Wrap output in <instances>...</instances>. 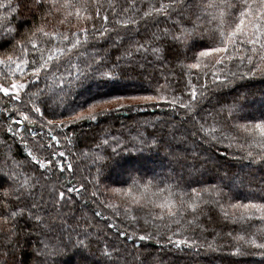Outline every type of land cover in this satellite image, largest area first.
<instances>
[{"label": "trees", "instance_id": "obj_1", "mask_svg": "<svg viewBox=\"0 0 264 264\" xmlns=\"http://www.w3.org/2000/svg\"><path fill=\"white\" fill-rule=\"evenodd\" d=\"M0 2L7 3L9 0H0ZM109 2L110 0H100L102 9H107ZM190 2L193 4V9L190 13H184L183 23V26L188 28L192 26V20L198 14L195 5L199 0H190ZM11 3L16 6L19 0H11ZM59 3H63V0H58V6ZM115 3L119 5L120 10L129 6L127 0H115ZM136 4L138 8L146 9L148 0L143 4L140 0H136ZM43 11L36 8L35 0H24V5H21L16 13L0 9V15L7 16L3 28L11 27L15 30L14 34L5 35L0 29V58L8 54H13L14 57L18 55L13 52L12 45L16 41L26 39V30L30 31L34 25L39 26L43 23L45 30H59L69 35L78 31L80 27H90V24L78 21L75 15L61 24L64 9H61V13H53L42 20ZM72 11L74 12V9ZM90 11L95 16V8L92 7ZM104 14L102 11L101 18L94 19L93 23L98 28L112 27L111 11L107 13L109 17L107 25L103 24ZM178 20L180 17L175 15L170 20L164 17L158 20L149 18L140 23V35L133 36L132 39L143 40L156 32L157 28L160 30L169 28L178 34L182 27L181 23H174ZM208 27H210L208 24H202L197 34L188 41L189 44H197L199 47L188 48L182 42L173 41L168 37L164 45L165 55L162 62L154 61L151 55L144 60H141L139 55L136 57L144 63L143 68L138 64L129 66L127 61H121L125 69L122 78L119 74L115 80L91 76L83 80L78 87L68 90L66 83L60 84L59 76L63 73L67 80L68 71L75 73L76 69L70 68L67 59L63 58L55 62L58 68H52L47 79L42 71L41 78L32 81L35 86L27 87L22 92L21 100L13 101L10 96L0 93V172L8 173L15 168L16 171L29 176L39 177L41 184L50 186L55 183L57 188L61 185L65 189L74 186L79 188L80 183L85 184V190L80 194H70L71 199L64 201L59 208V212L64 215L66 225L59 219H53L58 209L52 205L47 188L44 189V200L47 204L42 203L45 209L41 213L43 224L32 219H18L15 226L16 235L9 242V236L12 235L9 229L13 225L11 221L6 223L0 220V264H86L82 262L86 259L87 264H106V260L112 259L104 255L105 246L108 244L120 249L125 264H264L262 250L237 239L240 235L250 237L260 225V221L254 219L250 222H241L231 218L232 213L236 211L231 208V204L237 201L247 203L252 200L256 203H264L262 199L264 164H254L244 159L245 149L238 145L247 144L250 138L231 127L234 124H244L247 121L254 123L257 119H264V116H261V113H264V75L241 76L238 73L230 85L212 88L200 101L199 112L195 119L200 123H204L207 119L206 126H213V118L209 117L208 113L217 112L222 105H232L236 102L243 106L232 119L225 120L228 115L226 111L217 117L222 122V126L235 137L233 140L225 138L216 143L205 142L193 117L186 115V111L180 108L179 103L176 106L171 104L172 95H178L181 102L190 98V91L187 88L189 79L193 84H203L205 79L203 71L211 73L210 68L202 71L189 69L186 66L194 62V54L202 47L215 46L214 42L209 41L207 34H202ZM80 35L83 37L82 33ZM128 41L129 38L126 36L122 48L109 49V44L104 41L95 42V47L101 57L105 56V49H108L111 59L115 60L123 48L128 46ZM61 46L55 41L46 44L48 48ZM79 52L84 55L73 53L72 64H79L80 68L84 69L86 63L96 62L91 47H88L87 52L84 48L79 49ZM32 58L38 59V55L33 53L29 56L30 60ZM204 63L209 64L214 61L206 58ZM26 68L31 71L30 66ZM231 68L232 71H236L235 64L231 65ZM119 72L120 69H117V73ZM165 78L170 82L174 81L170 83L173 89L171 93L161 90L162 94L169 97L167 100L131 103L136 107L106 112L103 116H98L95 121L85 119L65 128L53 130V135L60 139L59 145L52 142L54 149L66 153L64 158L57 157V159H61V162H71L75 169L73 174L68 171L60 173L58 168L50 172L40 169L27 156L28 148L25 146V141L35 151L33 145L37 139L32 137L29 129L42 134L41 143L47 145L50 141L47 129L43 127L44 120H38L34 124H29L26 120L22 123H12L13 117L16 120L22 119L19 111H24L30 118H34V114L30 111L31 105L27 102V94L35 92L37 87L44 89L45 94L50 97L48 100L50 108H55V114L51 110H45V118L55 121L66 120L73 110L86 109L87 103L84 101L92 103L94 100L110 99L113 95H155L157 84H164ZM207 79L211 80L210 74ZM46 84L51 86V92L45 88ZM60 89L67 92L62 101L58 99L62 95ZM10 124L12 132L7 131ZM215 126L220 127V125ZM194 132L196 135H193ZM141 133L144 134L143 137L140 136ZM149 133L157 139V144L152 143L153 136H149ZM66 135H73L72 144L65 141ZM113 139L117 143H113ZM104 140H108L109 143L105 145ZM113 149L117 151L114 152ZM51 151L52 149L46 148L44 152L36 154L51 158ZM96 156H102L104 159L96 160ZM16 164H21L23 167L16 168ZM98 168L101 169L100 184L109 189L128 187L132 176L141 177L143 182L155 175L164 178L166 183L178 181L189 196L192 195V188L202 189L218 185L223 190L220 203H223L225 208L222 211L215 203L200 205L195 213L198 217L196 224L181 231H177L175 225L170 232L161 229V236L157 238L155 230L150 224L145 225L143 219L139 220L138 230L136 223L125 219L123 215H115V210L107 207L109 203H114L116 210L123 214L125 201L120 197L106 192L104 187L99 188L96 196L91 195L95 189L85 178L91 180ZM6 181V175L0 176V186H2L0 193L8 187ZM160 187L164 185L161 184ZM36 192L39 195V187ZM204 198L212 199L210 193L204 194ZM27 203L31 201L28 200ZM156 211L161 210L156 209ZM225 211L229 213L227 218L224 216ZM96 212H100L101 215L96 216ZM6 214L0 212V215ZM132 214L142 217L144 210L134 208ZM186 219H192L191 210ZM158 223L167 224L168 221L165 219ZM44 224H48L51 230L45 229ZM120 231L128 234L136 232L137 236L134 237L136 246L125 237L118 236ZM149 231L152 232L153 239L138 240L139 234ZM170 234L172 243H168ZM185 239L196 241L197 246L175 243ZM257 242L264 243V237L257 234ZM237 246L244 249L243 254H235ZM44 249H47V252L42 254Z\"/></svg>", "mask_w": 264, "mask_h": 264}, {"label": "snow or ice", "instance_id": "obj_2", "mask_svg": "<svg viewBox=\"0 0 264 264\" xmlns=\"http://www.w3.org/2000/svg\"><path fill=\"white\" fill-rule=\"evenodd\" d=\"M127 2L129 6L120 10L115 0H110L107 9H102L100 0H63V3H59V6L58 0H35L36 8L44 10L41 16L42 20H45L53 13H61V9H64L65 11L62 13L63 19L60 21L61 24L66 23L68 18L75 15L78 21L90 24V27H80L78 31L72 32L70 35L59 30H45V24L43 23L39 26L34 25L30 31L26 30V39L16 41L12 45L13 52L18 53V55L14 57L13 54H8L0 58V65L8 67L10 73L18 72L21 77L26 76L25 66H30L31 73L22 80H17L13 76L11 83L7 86L4 83H0V93H3L5 96H11L15 100H21L20 93L27 87H34L35 85L32 84V81H38L41 78L42 71L45 74V79H47L48 73L52 71V68H58V64L55 62L63 58L67 59L70 68L76 69L75 73L68 71L69 78L67 80L63 73L59 76L60 84L66 83L68 90H71L73 87H78L83 80L91 76H99L106 78V80H115L119 74L122 78L125 69L122 67L121 61H127L129 66L138 64L140 68H143L144 63L141 60L151 55L154 61L162 62L165 55L164 45L167 43L168 37H171L173 41L182 42L188 48L199 47L197 44H189L188 41L192 36L197 34L200 26L206 23L210 27L205 28L202 34H207L209 41L214 42L215 46L202 47L194 54V62L186 66L189 69H201L202 71L210 68L211 73L203 71L205 77L203 84H193L191 79H189L187 88L190 91V98L181 102V98L178 95H172L171 104L176 106L179 103L180 108L186 111V115L193 117L194 122L198 125L199 132L203 134L205 142L210 141L216 143L225 138L229 140L235 139L222 126V122L217 117L226 111L228 115L225 117V120L232 119L243 107L242 105L234 102L232 105H222L217 112L208 113V116L213 118V126H206L208 125L207 119L204 120V123H200L195 117L199 112L200 101L205 98L206 94L210 93L212 88L230 85L238 73L241 76L264 75V0H199L195 5L198 14L192 20V26L190 28L183 26L184 13H190L193 9V4L190 0H155V2L154 0H148L146 9L138 8L136 0H127ZM140 2L143 4L145 0H140ZM21 5H24V0H19L16 6H13L11 0H9L7 3L0 2V9H7L9 13H16L19 11ZM92 7L95 8V16L90 11ZM72 9H74V12ZM102 11L105 13L102 17L104 25L109 23L107 13L111 11L113 16V21L111 22L112 27L102 26L98 28L93 23L94 19L101 18ZM174 15L180 17V20L174 21V23L182 24L178 34L169 28H164L163 30L157 28L156 32H153L143 40L132 39L133 36L140 35L139 25L142 21L149 18L158 20L160 17L170 20ZM5 22H7V16L0 15V29L3 30V34H14L15 30L13 28H3ZM81 33L83 37H81ZM121 33H124V35ZM126 36L129 38L128 46L123 48L115 60L111 59V56L108 54V49H105L104 57H101L96 50L95 42L97 41L108 43L109 49L122 48V42ZM49 41H55L62 46L48 48L46 44ZM88 47L92 48V55L95 56L96 62L94 64L86 63L84 69H81L79 64H72V54L77 53L83 56L84 53H80L79 49L84 48L85 52H87ZM33 53L38 55V59H29V56ZM138 55L141 60H137L136 57ZM206 58L214 61V63L205 64L204 60ZM13 64L15 65L14 69L12 67ZM233 64L236 65V71H232L231 65ZM117 69H120L119 73H117ZM209 74L211 75V80L207 79ZM165 79L166 82L164 84H157L155 95H113L110 99L94 100L92 103L84 101V103H87L86 109L81 108L79 111L73 110L72 114L67 116L66 120L55 121L45 118V110H51L55 114V108H50L48 104L50 97L45 94L44 89L37 87L35 92L27 94V102L31 105L30 111L34 114V118H30L24 111H19V116L22 119L16 120L13 117L12 123H22L26 120L29 124H34L38 120H44L43 127L47 129V135L50 137V141L47 145L41 143L42 134H38L29 129L32 137L37 139L33 145L35 151L25 141V146L28 148L27 156L40 169H45L50 172L58 168L60 173L68 171L70 174H73L75 169L71 162H61V159H57V157L64 158L66 153L54 149L52 142L59 145L60 139L58 136L53 135V130L55 128H65L76 121L85 119L95 121L98 116H103L106 112L136 107L135 104L124 103L125 101L148 102L167 100L169 97L162 94L161 90L164 89L171 93L173 89L170 87V83H174V81L170 82L167 78ZM45 88L49 92L52 91L50 85L46 84ZM60 91L62 95L58 99L62 101L66 97L67 92L63 89H60ZM108 105H114V107H107ZM21 106L23 107V105ZM62 106L66 107V105ZM261 116H264V113H261ZM215 125H220V127H216ZM231 127L236 129L237 132L245 133L250 138L247 144L238 145L245 149L244 159L254 164H264V119H257L254 123L253 121H247L244 124H234ZM12 130L10 124L7 131L12 132ZM143 135V133L140 134L141 137ZM148 135L153 136L152 133ZM193 135H196V133L194 132ZM21 139L23 140V137ZM64 139L68 144L73 143V135H66ZM112 142L117 143L115 139ZM103 143L107 145L109 141L104 140ZM152 143H158L154 136ZM46 148L52 149L50 152L51 158L36 154L44 152ZM113 151L115 152L117 149H113ZM95 159L101 160L104 157L96 156ZM22 167L23 165L16 164V168ZM100 173L101 169L98 168L96 175L92 176L91 180L85 178L87 183H92L95 189L91 195L96 196L99 188L104 187L106 192H111L120 197L125 201L123 214L119 210H116L114 203H109L107 207L113 208L115 215H123L125 219L136 223L138 230L139 220L143 219L145 225L150 224L151 228L155 230L157 238L161 236V229L170 232L171 228L175 225L177 231H181L196 224L198 217L195 213L200 205L207 206L208 204L215 203L222 211L225 208V205L220 203L223 190L218 185H212L202 189L192 188V195L189 196V193L181 188L178 181L175 183H166L164 178L155 175L143 182H141V177L132 176L130 177L131 183L128 187L109 189L100 184V179H102ZM4 175L7 176L6 183L8 187L4 188L2 193H0V212L7 214L0 215V220L6 223L11 221L13 225L9 229L12 233L9 236V242L16 235L15 226L18 219L26 218L42 224L44 223L41 213L45 210L42 207V203L47 204V201L44 200L45 188L48 189L49 199L52 205L58 209L57 215L53 219H59L65 225L66 220L64 219V215L59 212L60 206H62L64 201L71 199L70 194H80V192L85 190L84 183H80L79 188L74 186L66 189L63 185L57 188L55 183L50 186L41 184L39 177L29 176L26 173L16 171L15 168L8 173L0 172V176ZM21 176H23V179H21ZM161 184L164 187H160ZM37 187L40 189L39 195L36 192ZM165 193L167 195H164ZM209 193L212 199H205L204 194ZM161 197H163L162 200ZM28 200L31 203H27ZM134 208L144 210V215L142 217L133 215ZM231 208L236 210L231 215L234 221L250 222L254 219L260 221V225L250 237L246 238L240 235L237 236V239L243 241L244 244L254 245L256 248L262 250L261 254H264V243L257 242V234L260 237H264V203H256L252 200H249L247 203L237 201L231 204ZM156 209H160L161 211L157 212ZM189 210L192 212L191 220L186 219ZM95 215L99 216L101 213L96 212ZM224 216L227 218L229 213L225 211ZM165 219L168 221L167 224L158 223V221L162 222ZM109 227L113 226L109 225ZM44 228L51 230L48 224H44ZM118 236L125 237L127 241H132L134 246H136L134 240V237L137 236L136 232L128 234L125 231H120ZM151 239H153L151 231L138 235V240L140 241ZM157 242H160L159 239ZM172 242V236L170 234L168 243ZM175 243L189 244V246L193 247L197 246L196 241L187 239L175 241ZM211 246L209 245V247ZM243 251L244 249L241 246H237L235 254H243ZM46 252L47 249L42 250V254ZM104 255L105 257H112V259L106 260V264H125L120 249L111 244L105 246Z\"/></svg>", "mask_w": 264, "mask_h": 264}, {"label": "rangeland", "instance_id": "obj_3", "mask_svg": "<svg viewBox=\"0 0 264 264\" xmlns=\"http://www.w3.org/2000/svg\"><path fill=\"white\" fill-rule=\"evenodd\" d=\"M13 69L15 68V65L13 64ZM26 67V66H25ZM31 71L28 70L26 68V76L25 77H21V75L18 73V72H12L10 73L9 72V69L8 67L4 66V65H0V83H4L6 86L8 84L11 83V78L14 76L15 79L17 80H22L24 78H26L28 75H30ZM122 84V83H121ZM23 92V91H22ZM22 92L20 93V96L22 94ZM11 97V96H10ZM12 98V97H11ZM13 101H19V100H15V99H12ZM140 102V101H139ZM124 103H136V101H132V102H129V101H125ZM114 105H108L107 107H113ZM83 263H86L87 264V259L82 261Z\"/></svg>", "mask_w": 264, "mask_h": 264}]
</instances>
